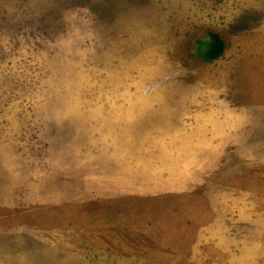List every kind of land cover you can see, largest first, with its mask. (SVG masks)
I'll use <instances>...</instances> for the list:
<instances>
[{
  "label": "rangeland",
  "instance_id": "1",
  "mask_svg": "<svg viewBox=\"0 0 264 264\" xmlns=\"http://www.w3.org/2000/svg\"><path fill=\"white\" fill-rule=\"evenodd\" d=\"M0 264H264V0H0Z\"/></svg>",
  "mask_w": 264,
  "mask_h": 264
},
{
  "label": "trees",
  "instance_id": "2",
  "mask_svg": "<svg viewBox=\"0 0 264 264\" xmlns=\"http://www.w3.org/2000/svg\"><path fill=\"white\" fill-rule=\"evenodd\" d=\"M207 44L203 53L199 54L201 61H212L220 57L225 49V42L216 31L207 32Z\"/></svg>",
  "mask_w": 264,
  "mask_h": 264
}]
</instances>
